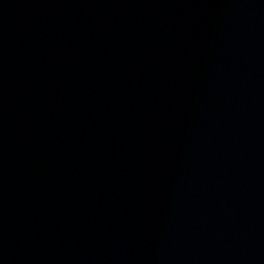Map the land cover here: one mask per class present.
<instances>
[{"label":"water","instance_id":"95a60500","mask_svg":"<svg viewBox=\"0 0 264 264\" xmlns=\"http://www.w3.org/2000/svg\"><path fill=\"white\" fill-rule=\"evenodd\" d=\"M0 264H264V0H0Z\"/></svg>","mask_w":264,"mask_h":264}]
</instances>
